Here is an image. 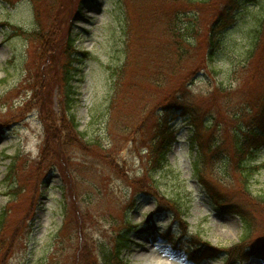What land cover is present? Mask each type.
<instances>
[{
    "label": "rangeland",
    "instance_id": "374dc122",
    "mask_svg": "<svg viewBox=\"0 0 264 264\" xmlns=\"http://www.w3.org/2000/svg\"><path fill=\"white\" fill-rule=\"evenodd\" d=\"M169 1L171 0H122L125 14L129 12L126 25L119 9L112 5L111 0L100 1L97 8L82 7L81 0H38L36 12L33 4L27 0L18 1L13 6L0 0V22L7 21L16 26L21 34L23 31L28 33L27 38L22 35L12 38L11 29L0 28V125L14 124L0 136V210L6 206L7 197L11 200L15 198L13 190L5 189L10 185V175L5 177V166L12 161H15L14 168L20 169L18 172L23 176L29 175V188L26 190L28 194L24 195L32 196L33 188L41 190L27 249L25 252L22 249L11 260V264H37L52 251L50 249L45 253L48 242L54 240L64 221L59 209L60 201L64 197L59 187H67L64 178L69 180L73 194H76V205L81 211L83 207H87L83 199L87 194L85 200L88 208L93 209L94 213L91 214L96 218L88 223L95 241V252L109 248L114 234L126 231L127 229L122 228L129 227L131 251L125 252V258L131 264H185L181 252L172 251L167 244L161 246L163 244L159 241V236L152 232H162L171 227L177 237L181 233L179 229L183 230V225H179L175 215L161 214L155 217L151 225L148 224V214L155 209L156 201L138 192L148 190L152 183L156 188L159 187L158 192L165 198L169 196L179 199L182 209L179 210L178 219L188 225V233L198 232L203 240L221 248H228L238 242L242 230L238 218L216 212L218 209L209 204L203 189L192 178L190 162L194 160V155L185 144L188 137L187 125L181 132L180 145L175 147L174 154L169 155V164L160 175H152L154 182H149L146 177L143 181L141 176V173L147 174L151 166L152 155L149 149L159 120V112H155L159 111L157 108L164 100L161 92L155 99L149 98L147 94L154 92L153 85L159 87L162 84L165 91H169L171 87L179 89V84L186 78L183 77L186 75V68L181 72L180 63L176 60L173 61L175 72L171 74L157 66L151 72L149 83H145L144 77L136 78V75L126 79L120 77L124 82L120 92L115 84L116 73L118 67L126 64L128 56H132L134 60L146 61L161 54L171 55L178 50V42H175L166 27L164 12L159 14ZM258 2H262L261 5L264 6V0H255V5ZM76 10L83 12V20L75 19L72 13ZM259 11L255 7L251 14H257L258 17ZM197 12L194 17L188 16L185 19V22L192 21L195 29L191 35L193 44L188 48L187 56L190 68L197 64H201V68L192 73L194 75L200 70L193 81H186L189 85L184 92L191 96L192 105L195 107L193 125L205 134L213 133L212 140L217 138L216 144L221 149L228 147L230 154L234 141L232 133L236 131L237 124L245 122L248 117L233 120L229 114L238 109L239 105L236 100H228L225 92L220 89L237 91L240 86L239 79L255 84V88L249 89L255 97L264 95V37H261L259 47L254 48L256 51L250 64L243 66L246 58L244 53L251 48L250 36L256 35L252 19L246 17L237 25L238 30L230 34L229 40H222L225 41L222 50H226L233 57L228 58L227 55L223 58L220 55L221 61L213 67L204 53L213 10L200 5ZM69 27L73 36L78 39L76 47L92 54L85 68V83L80 91L82 99L74 109L81 135L68 131L60 102L61 53L57 50L54 63L44 62L45 58H49L45 49L52 44H56V48L59 46V36L51 30L63 31ZM49 31L52 36L49 34L47 38L41 39L40 36ZM87 32L90 34H86ZM129 32L130 39L126 50ZM204 57L205 65L202 62ZM36 69H39L38 73L35 72ZM231 70L238 71V78ZM136 73L141 74V71L137 70ZM230 74L231 77H228ZM165 75H168V80L162 82V76ZM156 80L159 82L157 85L154 84ZM133 82L140 85L134 92L131 88ZM34 88L38 89L41 102L37 96L32 101ZM29 100L30 104L25 106ZM188 102L190 103V99ZM9 105L12 111H7ZM104 106L109 107L110 112L107 110L103 116L106 109ZM40 107L46 114L45 122L41 121ZM32 109L35 111L31 112ZM208 119L212 126L205 129L202 121ZM16 120L19 122L15 124ZM180 128L181 124L177 129ZM61 130H64L63 143L59 138ZM89 137L95 140L93 143H98L97 150L86 143ZM50 155L55 156L52 166L58 167H54L56 171L46 178V182L40 183V177L47 167L43 160ZM15 158H18L17 161ZM114 158L115 166L112 165ZM228 159L232 165L231 157ZM226 161V156L221 157L214 176L207 175L206 179L213 178L212 181L217 182L218 190L226 193L227 201L232 199L231 201H248L252 204L255 218L258 216L256 223L259 221L260 228H263L264 217L258 214L264 216V213L257 202L260 199L258 193L264 192V169L258 172L253 185L249 186L251 195H246L241 188L238 189L239 175L233 168L229 171ZM120 172L122 175L125 173L127 179L135 181V184L130 187L127 180L122 181ZM103 188H108L111 195L98 200V192H105ZM90 190L92 193L88 192ZM28 201L30 200L25 198L21 204H16L14 211L18 212H14V215L23 212ZM68 202L72 205V202ZM145 223V230L134 229L135 225L142 226ZM151 228L152 231L149 230ZM131 230L134 232L131 233ZM218 258H223V255L220 254ZM209 264L221 263L217 260ZM244 264L264 263L251 261Z\"/></svg>",
    "mask_w": 264,
    "mask_h": 264
},
{
    "label": "trees",
    "instance_id": "16d2710c",
    "mask_svg": "<svg viewBox=\"0 0 264 264\" xmlns=\"http://www.w3.org/2000/svg\"><path fill=\"white\" fill-rule=\"evenodd\" d=\"M33 1V0H32ZM35 4V12L38 9V0H34ZM247 2H252V0H171L163 7L159 14L164 12L165 20H166V27L169 30L170 34L173 36L175 42H178V50L173 51L171 55H163L156 58H148L146 61L144 60H134L131 57L127 60L126 64L123 65L121 69L117 71V81L115 82L116 88L118 92L122 89V83H124L120 77L129 78L136 75L137 77H144L146 79L145 83H149L148 81L151 79V72L154 70L155 67L159 66L161 69H166L169 74L174 73L175 69L173 66V61L176 60L179 64L180 71H184V67L186 68V77L181 84H179L177 90L176 88H170L169 91H165L162 88V84L159 87H155L153 85L154 92L147 94L149 98L155 99L160 92L163 96V103L160 102L161 112L156 111L155 113L159 112L158 121L156 124V129L153 131L152 136V145L149 149L152 157L150 158V165L152 167H159L160 165L165 164V158L167 151L170 148V142L173 138L172 132L170 131L169 122L170 118L172 119V115L177 113L179 109L184 110V114L188 115L189 121L193 124L194 121V106L192 105V98L188 96L184 92V89H187L188 82L186 81L193 77L192 73L201 67V64H197L195 67H189V59L187 54L189 53V47L192 46L193 43L190 42V37L192 32L194 34V27L192 23L187 22L184 23V20L188 16L194 17L195 14H198L197 9L200 5H205L206 8H211L213 10V18L210 23V28L207 33V40H206V55L209 59L210 63L215 67V63L221 61L219 60L220 55L224 58L228 55V58L233 57V55H229L226 50H222L224 40H229L230 34L236 32L238 29L235 27L231 30H228V27L231 26L233 23L232 19L236 20L238 23L243 21L246 17H250L252 19L253 24L256 27V35H251L250 38V50H247L244 53V62L242 63L243 66L247 67L250 64V60L253 57L256 50L254 48H258L260 45L261 37H264V6L261 5L262 2H258L255 5V0L253 5L250 7ZM239 6L242 9L236 10L230 15L232 9L235 6ZM257 7L260 11V16L257 17V14L253 15L251 12L254 8ZM127 11V10H126ZM219 11H222L219 14ZM239 11V12H238ZM162 12V13H161ZM237 12V13H236ZM129 12L127 11V15L125 17V22L127 25V18ZM233 16V17H232ZM39 18V15H37ZM38 20V19H36ZM39 21V20H38ZM233 22V23H232ZM237 23V24H238ZM133 27V26H132ZM57 32L59 36V46L56 48V44H52L49 48H46L45 54L49 57L48 59H44V62L50 64V62H55V57L58 54V51L61 53L60 58V83H61V105L64 111V115L66 118L67 126L69 127L68 131L73 132L75 135H81L78 132L77 127L78 125L75 123V117L72 112V108L77 103L78 99V85H74L75 82L81 80V68L76 67V64L80 66V58H78V53L74 47V43L76 42L75 39L71 37V32L68 29L63 31H59L57 29L51 30ZM51 31L47 32L46 34H42L41 39H45L49 36H52ZM198 32V29L196 30ZM250 35V34H248ZM254 36V37H253ZM253 37V38H252ZM130 39V32L128 36V41L126 43V50H128V43ZM40 40V39H39ZM177 48V47H176ZM58 50V51H57ZM42 66V64H41ZM241 68H244V67ZM237 67V63L235 64V69ZM39 68V66L37 67ZM141 71L140 73H136V71ZM36 73L39 72V69H36ZM145 74H143V73ZM232 72V70H231ZM35 73V74H36ZM34 74V75H35ZM232 74H236L238 78V71H233ZM230 74L228 77H231ZM182 76V74H181ZM162 82L165 80L167 82L168 75L162 76ZM42 78V77H41ZM51 77H48L50 79ZM238 80L240 83L239 89L237 91H224L225 96H227L228 100H236L239 107L238 109L232 111L229 116H232L233 120H240L241 117H248V120L239 124L238 129L241 134H237L236 132L233 133L234 141L232 143L231 153L229 154L228 147L224 149H217L214 145H216V139H213L214 134L209 133L205 134L201 129H197L195 126L192 127V134L193 137L190 138L191 147L196 150V160L194 162V173L199 180H201L204 185L206 184L207 190H212L209 184L205 181L206 173L209 176H213L211 171L212 168H215V165L221 154L224 152L230 157H233L238 163H243L244 157L247 156L246 153H249V146L253 143V140L257 137H262L264 135V95L255 97V95L249 92V89L255 88V84H248L244 80ZM157 81V80H156ZM159 82H155L154 84L157 85ZM131 86L133 92L140 87V85H136L135 82L132 83ZM23 88V87H22ZM37 96L39 101L41 102V96L37 88L32 90V101L33 98ZM190 99V103L188 100ZM30 100L27 102L25 106L30 104ZM109 106V105H108ZM106 107L103 116L105 115L107 110L110 112V108ZM108 108V109H107ZM157 108V109H158ZM42 107H40L39 111L42 113L41 120L47 121L46 114L43 113ZM12 111V107L9 105L7 107V111ZM98 117V116H97ZM205 129L210 128L211 120H206L205 122ZM213 124V123H212ZM5 125V124H4ZM8 126V125H7ZM1 127V125H0ZM244 127V130L241 129ZM197 129V130H196ZM64 130H61L59 135L60 142L63 143L64 141ZM48 135V134H47ZM49 136V135H48ZM116 138V135H113ZM170 138V139H169ZM95 140L91 137L87 138L86 143L97 150L98 143H93ZM126 145V144H125ZM124 145V146H125ZM123 146V147H124ZM251 148V147H250ZM55 156L50 155L43 160L46 169L48 170L50 167H58L52 166V163ZM16 159V158H15ZM113 159V158H112ZM110 159V160H112ZM241 159H243L241 161ZM30 162V161H29ZM14 165L8 167V177L9 181L10 177L16 179V183H18V189L14 190L15 198L14 200H9L7 205L0 211V264H7L10 256H12L15 252H17L22 244L24 239L29 233L30 230V222L33 216L34 211V200L35 194L37 189L33 188L32 196L24 195L26 190L29 188L28 181V174L27 176H23L21 172H18L15 166V161H13ZM118 164V163H117ZM112 165H116V160L112 161ZM240 165V164H239ZM25 168V167H24ZM241 169H246L244 164L240 165ZM150 172V171H149ZM122 178V181L129 182L130 187L135 184V181H129L124 173V175L119 173ZM17 178L19 180H17ZM149 179L150 176L147 175ZM65 179V183L67 187L61 188L60 190L64 192V197L62 201H60L61 205H59L60 214L64 218L62 221L58 235H55L54 240L49 241L48 249L45 250V253H48L50 249L52 251L48 254V257H43V260L38 261L37 264H128L127 261L123 258L122 253L128 247V231L129 227L122 228L127 229L126 231H118L114 234L112 239L111 245L109 248L103 249L100 252L95 253V243L92 242L89 228L91 225L89 221H95V217L93 209L88 208L89 205L87 204L85 198L84 202L86 203L87 207H83L82 211L77 207L75 196L73 194V188L70 186L69 180ZM143 181L145 178L143 177ZM80 185V184H78ZM77 185V186H78ZM211 185V184H210ZM85 188V187H84ZM105 189V192L102 193L101 191L98 192L97 199L100 200L103 197H108L111 195V192L108 188ZM156 191V189H154ZM154 194H156V192ZM30 192V191H29ZM89 192V191H88ZM28 194V193H26ZM87 195V194H86ZM84 195V196H86ZM157 195V194H156ZM212 197L216 198L217 194L212 195ZM23 198H26L28 201L27 205L25 206V210L23 212L14 215V207L16 204H21L23 202ZM219 198H216L218 200ZM72 202V205L69 202ZM160 202L164 201L162 198L159 199ZM221 202V200L219 201ZM218 202V203H219ZM238 203H243L241 201H237ZM260 206V210L264 213L262 207H264V199H260L258 202ZM244 208H240L238 211L239 218L241 223L243 224L242 227V238L240 239L243 244H240L239 247L235 248V252L240 254L243 250L244 246H251L246 243L244 239H250L257 229L260 228V225L257 224V219L255 218L254 209L252 204L247 201V204H243ZM257 213V212H256ZM254 215V216H253ZM261 217H264L258 214ZM258 218V216H257ZM264 227V225H263ZM258 238L254 241H251L252 244L258 246L257 243H260L258 247H254L251 253H255L257 255H261L264 253V228L262 232L258 234Z\"/></svg>",
    "mask_w": 264,
    "mask_h": 264
}]
</instances>
